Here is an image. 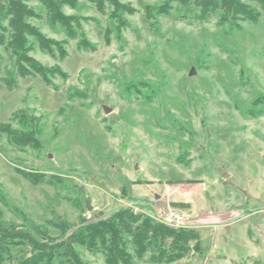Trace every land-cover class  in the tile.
Segmentation results:
<instances>
[{"label": "rangeland", "instance_id": "rangeland-1", "mask_svg": "<svg viewBox=\"0 0 264 264\" xmlns=\"http://www.w3.org/2000/svg\"><path fill=\"white\" fill-rule=\"evenodd\" d=\"M122 1L140 9L125 30L88 1L64 9L92 18L83 28L98 49L81 51L71 40L57 60L36 48L43 64L69 74L57 87L29 77L10 88L0 76V127L10 125L0 129V220L33 231L61 219L75 229L82 218L125 208L200 232L203 255L170 264H239L249 256L264 264V16L220 24L174 12L153 31L142 9L157 0ZM34 22L48 37L66 38L46 19ZM3 55L12 69L14 58ZM9 132L36 143L16 144ZM32 249L13 245L8 263ZM75 249L85 264H107L102 254Z\"/></svg>", "mask_w": 264, "mask_h": 264}, {"label": "trees", "instance_id": "trees-1", "mask_svg": "<svg viewBox=\"0 0 264 264\" xmlns=\"http://www.w3.org/2000/svg\"><path fill=\"white\" fill-rule=\"evenodd\" d=\"M34 1L42 6L45 15L33 5ZM85 1L124 30L131 27L128 17L140 12L132 3L122 0ZM78 6L79 0H0V76L3 74L7 86L16 88L19 78L35 77L48 86L57 87V79L69 77L59 63L47 66L38 60L33 54L36 48L57 60L68 56L67 45L71 40L76 41L78 50L92 52L98 49L83 28V21L92 18L67 14L64 10L66 7L77 9ZM142 11L153 31L158 30L160 18L170 17L174 12L179 20L188 22H210L220 17V24L257 23L264 16V0H157L155 4L143 5ZM34 19H46L52 29L61 30L66 38L48 37ZM3 50L14 58L12 69L4 65ZM9 127L2 125L0 129ZM13 133H10V138L16 144L36 141L32 134H28L22 143ZM23 175L33 183L54 182L44 174ZM0 200L6 202L1 192ZM173 206L184 205L173 203ZM46 224L44 230L36 225L33 231H29L15 223L0 220V264H9L11 247L24 243H30L33 249L18 264H85L75 249L77 245L84 246L93 254H102L107 264H138L144 259L170 264L193 254L203 255L198 230L173 227L131 209H118L106 218L93 221L82 218L81 225L75 229L61 219L48 220ZM48 225L61 231L60 241L48 234ZM239 264L262 262L249 256Z\"/></svg>", "mask_w": 264, "mask_h": 264}, {"label": "water", "instance_id": "water-1", "mask_svg": "<svg viewBox=\"0 0 264 264\" xmlns=\"http://www.w3.org/2000/svg\"><path fill=\"white\" fill-rule=\"evenodd\" d=\"M193 74H195V70H194V69H192L191 72H190V75H193ZM103 108H104V110H105L106 113H109L110 110H111L110 107H108V106H106V105H104ZM87 208H88V209H92V207H91V205H90V200H89V198L87 199Z\"/></svg>", "mask_w": 264, "mask_h": 264}, {"label": "built area", "instance_id": "built-area-1", "mask_svg": "<svg viewBox=\"0 0 264 264\" xmlns=\"http://www.w3.org/2000/svg\"><path fill=\"white\" fill-rule=\"evenodd\" d=\"M170 214H171L172 218L178 222H181L183 220V217L174 211H172Z\"/></svg>", "mask_w": 264, "mask_h": 264}]
</instances>
